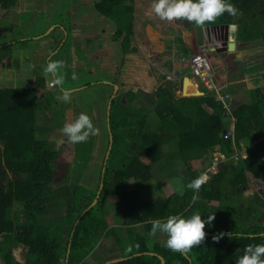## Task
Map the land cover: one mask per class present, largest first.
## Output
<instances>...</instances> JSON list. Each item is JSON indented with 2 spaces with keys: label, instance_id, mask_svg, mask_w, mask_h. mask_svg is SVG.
I'll return each instance as SVG.
<instances>
[{
  "label": "trees",
  "instance_id": "16d2710c",
  "mask_svg": "<svg viewBox=\"0 0 264 264\" xmlns=\"http://www.w3.org/2000/svg\"><path fill=\"white\" fill-rule=\"evenodd\" d=\"M16 2L0 0V6L8 10ZM229 2L237 14L225 12L213 23L237 24L239 44L263 49L264 0ZM95 9L115 24L116 39L124 37L123 49L134 50L128 40L134 32V11L128 0H96ZM60 28L66 39L57 32L55 49L61 44L63 50L72 30L69 25ZM21 37L0 40V66L11 65L12 50L22 44ZM13 40L17 42H9ZM59 50L50 61H60L63 52ZM245 67L255 85L248 100L235 101L234 88L224 82L222 73L215 74L218 83H226L229 106L216 90L178 95L180 86L176 89L172 84H160L153 91L120 90L127 102L120 91L112 100L113 145L101 193L77 223L97 195L104 162L98 177L90 178L89 148L77 143L75 179L56 185V163L48 142L53 139L51 130L66 123V117H60L64 112L52 106L65 85L49 88L46 77L39 74L36 86L0 88V264H66L69 247L68 264H162L160 255L166 264H236L247 245L264 243V61H246ZM60 71L73 82L70 65ZM75 82L71 86L90 83L78 76ZM101 85L110 86L105 104H100L108 131L104 161L110 143L107 109L114 84ZM39 88L46 89L44 98ZM230 127L234 134L226 136ZM215 154L225 158L216 172L209 169ZM161 157L172 159V164H160L161 178L153 182L154 166ZM181 163L182 171L168 169ZM165 170L180 179L182 192L166 195ZM206 170L209 179L201 189H188L187 184ZM249 175L262 179L263 188L247 195ZM132 181L137 186L132 187ZM112 194L120 199L111 200ZM194 196L198 199L193 200ZM196 212L205 220L215 213V220L206 225V239L188 252L170 250L163 232L151 234L157 219L190 217ZM114 215L122 217L123 224L113 223ZM220 233H224L222 238L214 241L213 236ZM17 247L24 252L21 260L14 253Z\"/></svg>",
  "mask_w": 264,
  "mask_h": 264
},
{
  "label": "rangeland",
  "instance_id": "374dc122",
  "mask_svg": "<svg viewBox=\"0 0 264 264\" xmlns=\"http://www.w3.org/2000/svg\"><path fill=\"white\" fill-rule=\"evenodd\" d=\"M95 1L96 0H17L16 4L8 10L3 9L0 6V40L2 41L11 40V38L14 39L16 38V36H19V37L25 36V37L41 39V37L43 36L39 37V35H41V33L44 32L42 33L43 35H47V37H50L48 39L45 38L46 40L45 44H43V46L42 44H34V45L30 44L32 48L30 47L28 49L27 47H25V51L28 50L27 53L30 55V60H32V63H31L32 65L31 66L29 65L28 67L37 68L38 66L40 67L41 64H44L42 68H45L47 66L46 63L50 61L47 58L49 55V52L56 50L55 49V45H56L55 44V34L57 32H60L59 38L63 37V40H65L66 36L61 33L62 30L60 27H63L64 25L65 26L69 25L72 30V33H70L71 41L69 42V44H65V46L63 47V50L60 49V47H62L61 44L59 48L56 50L58 51L60 49L59 50L61 51L60 53L63 52V55L60 58V61L64 62L65 67L67 65H70L72 67V71L75 72L76 75L80 79L81 78L85 79L87 80V82L88 81L90 82L93 79L96 80V79L102 78L104 76L103 71L105 69L107 71L109 70V67L112 65L111 63L112 61H114V58L117 57L119 53H121L122 50L124 49L122 48V45H121L120 50L119 49L116 50V47L111 48L110 55H108L109 57L107 56V54L106 55L104 54L105 46L107 45L111 46L112 43L118 44L115 42H119V41H115L116 40L115 24L111 20H109L106 16L101 15L96 11ZM128 3L130 5V8H133L134 24H135V31L133 32V34H131V36L128 39L129 45L141 44V47L143 48V51L145 52L146 63L145 64L141 63L140 66L138 64L139 67H142L143 69L145 67L146 69H149V67L155 68V65H153V63H150L151 61L149 59V56H150L151 51L152 52L156 51V49L154 48L155 44H157L161 40L164 41V39L160 38L159 36L160 35H170L173 37L171 39L172 41L173 40L177 41L176 39L178 37L177 35L181 32L184 33V31H182L181 29L184 26L185 27L189 26L192 32L196 28L195 29L196 32L194 34L186 33L190 37L188 39V42L193 47V54H197L201 52L208 53L209 49L213 47L209 43L208 44L210 46L209 45L206 46L204 42L201 43L198 41V32H197L198 27L193 26L190 22L186 20H182V19L174 20L172 22L161 20L154 12L151 11V5L153 3V0H128ZM49 24L50 26H48ZM216 24H222V23H216ZM210 25L212 24L210 23L205 24V27L209 28ZM100 28L102 30L104 28V33L98 32ZM236 28L238 27L236 26L234 30H236ZM3 29L6 33L3 31ZM223 29L225 30L226 28L225 27L221 29L219 28V30H223ZM47 30H50V31L47 32ZM96 33H97V40L100 41V43L102 41L101 38H105L108 43V39L105 35L110 36L111 44H105L106 41L105 42L103 41L104 44L94 43L93 46L90 47V44L86 43L87 41L86 39L88 38V35L94 36L93 34H96ZM186 34H184L182 38L185 41L187 39V37L185 36ZM4 36H6L7 38ZM123 38L124 37H122L121 39H117V40H120L121 43L124 44L122 41ZM20 39H22V37ZM203 39H205L204 31L202 34V40ZM16 40L9 41V42H17ZM49 40L51 44L48 45ZM164 44H166V42ZM170 44H172V42H170ZM88 45H89V48L94 49L92 52L94 56L93 57L89 56V58L87 59L84 57V53L86 54L85 49ZM103 46H104V50L101 49V47ZM258 46H262V45H258ZM174 50L176 51V46H174L172 48V51L169 53L170 54L175 53ZM209 52L213 53L214 50L212 51L210 50ZM228 52L225 54V56H223V58L226 60L227 65H228V70H229L228 73L231 75L233 72L238 73L239 70L241 72L242 71L241 68L243 67L239 61L237 62V60H240L242 58V55L244 56V53L240 55L239 54L233 55L231 51H228ZM245 52H246L245 59H244L245 62L246 61H249V62L257 61L258 62L260 60L264 61L263 59L264 48L262 49L259 47L249 45L246 48ZM102 54H104L106 57L105 56L102 57ZM154 54L155 53H153V55ZM26 58L29 59L28 57ZM217 58L223 59L221 58V54L218 55ZM137 60L138 62H141L139 58H137ZM164 60L168 61V60H171V58L164 59ZM116 61H118V59H116ZM133 62L134 61L132 59L130 60L128 57L126 58V61H125L126 64L124 63L123 66H121L122 69H126L125 74L129 72V69H132V68L133 70L136 69L134 67ZM221 62L222 61H219V59L213 62L214 71L216 70L218 72L217 75L221 71V70L220 71L218 70L221 67L220 66L222 64ZM190 63H191V59L189 60V64ZM165 66L168 67V64L161 65L159 68H164ZM4 67H7V66H4ZM155 70L159 73L162 72L161 70L160 72L158 68H155ZM59 74L63 76L60 70H59ZM63 78H64L63 84L65 85L64 86L65 88L66 87L70 88V86L73 85V83H76L75 80H73L72 82V80L65 79V76H63ZM167 78L168 77H166V80L155 79L152 85L148 84L151 87L145 86L143 82L141 83L142 85L141 88L134 82H127V86L124 89L128 90L132 86H136V88L141 89L142 91H144V87L147 88V90L149 91H153V90L158 89L160 84H165L166 86L169 84H172L176 87V89L180 86V82H176L175 84H173L171 82V79L169 78L167 79ZM193 78H194V82L196 83L197 87L200 88L199 87L200 83L198 82L199 80L195 78L194 76ZM50 79L51 78L49 75L48 80ZM110 79L112 80L113 78L110 77ZM101 83L100 84H98L97 82L93 83L92 84L93 86L89 84L92 89H89L88 85H86L85 88L89 90H86V93L81 94L82 96L83 95L86 96L85 103L79 100L80 94L79 95L72 94V98L69 103H64L62 101H59L60 107L64 106L65 108H67V113L60 114V117L62 116L66 117V123L74 121L81 112L87 113L88 111V115L92 118L94 126L96 125V128L99 130L98 134L90 136L87 142L78 143V145L81 148H84V147L89 148V151H90L89 154L91 156L89 160V165L91 168V170L89 171L90 178L98 177L99 166L100 164H102V162H104L102 157L104 155V149H105L106 141L108 138V131L104 125V120L102 117L104 114V111L102 112L103 109H100V104H103V105L105 104L104 100L108 98L107 93L109 94L110 86L108 85L103 86L101 85ZM107 83L110 85L109 82ZM49 88L55 89L56 86L54 87L50 86ZM119 91L120 90L118 89L117 93H119ZM192 91L196 92V90H192ZM121 94H123V100L127 102V98L125 94L122 92ZM177 94L180 95V93H177ZM40 97L44 98V96L43 95L41 96V94H40ZM226 105L227 106L230 105L228 101L226 102ZM62 128L63 127L53 128L51 132L49 133L50 135L53 136V139L52 141H50L51 143L48 142L52 146L51 149L53 148L52 161L56 163V165L53 167L55 170V182H56V185H59V186L69 183L75 179V171H76V163H77L76 153L78 151L77 143L69 142L68 137L63 135L61 131ZM45 138L48 140V137H45ZM49 144L45 145L44 149ZM244 155H246V153H244ZM218 157L219 156L217 155V158ZM223 157L221 156L218 159L216 158L213 164L211 165L213 167H209V168H211L212 171H215V170L218 171L217 169L219 167L221 168V164L223 163L221 162V160L222 161L225 160V158ZM234 159H235V156H234ZM171 160L172 159L167 158V157L160 158V160L154 166L156 170L155 171L156 177L154 178L153 182L157 181L155 179H158L159 177L161 178V171L159 169L157 170V168L160 167V164H163L164 162L165 163L168 162L172 164ZM182 168H184L183 163H181V165L178 164L175 167L171 166L168 169L178 172L176 169H179L180 171H182ZM167 170L162 172V175H164L165 179L167 180L163 184V188H164L166 195L167 196L170 195L175 190H181L180 192H182L183 186L180 183V179L179 178L175 179L176 174L172 176L167 175ZM204 173H207V170ZM207 175L209 176V173H207ZM77 180H81V179H77ZM249 180H250L249 185L245 187L246 192L247 190H249L251 194L256 189L263 188L262 179L250 176ZM131 186L135 187L137 186V184L134 181H132ZM109 198L111 200L117 201L120 199V196L116 194H112L109 196ZM213 203L217 204V202H213ZM53 206L57 208L59 207L58 205H53ZM112 221L113 223L123 224V218L117 215H114L112 217ZM14 253L16 257L19 258L20 260L24 258V252L21 247H17L14 250ZM109 255H112V253L110 252Z\"/></svg>",
  "mask_w": 264,
  "mask_h": 264
},
{
  "label": "crops",
  "instance_id": "0c3cea01",
  "mask_svg": "<svg viewBox=\"0 0 264 264\" xmlns=\"http://www.w3.org/2000/svg\"><path fill=\"white\" fill-rule=\"evenodd\" d=\"M104 17V16H102ZM212 25H216L214 23H210ZM231 23L229 25V29H223L224 34H223V39H221L220 42H216L214 39L211 38H207L205 37V39H200L199 37V31L198 32V41L201 43H205V45H209L211 44L213 47L209 49V51L214 50L213 53L209 52L208 53L211 55L213 62L217 61V59H219V61H222L221 63V67L220 69H218L220 71V73H222V75H224V82H226L228 85H231V88H234V94L232 95V97L235 99V101H240V100H248L251 97V88L254 85L253 81H252V75H250L245 67V50L246 48L251 45V44H239L238 43V37H237V28L236 30H234V27H232ZM198 27L197 25H193ZM205 26V25H203ZM237 26V24H236ZM103 27V26H102ZM232 27V28H231ZM238 27V26H237ZM205 28V27H203ZM183 32L179 33L177 36V41H172L171 39L173 38L170 35H160L159 37L164 39V41L166 42V44H164V41H160L157 44H155L154 48L156 49V51L154 52H150V63H153V65H155V68H158L159 72H157L155 70L154 67H149V69H146V67L143 69L142 67H139L141 65V63L145 64L146 60H145V52L143 51V48L141 47V44L138 45H133L131 44V48L134 47L135 49L133 50H129V51H125L122 50L121 53H119V55L117 57L114 58V61H112V65L109 67V70L107 71L106 69L103 71L104 76L100 79H96V80H92L90 81L91 83H83L80 85H75L72 86L71 88H65V89H70L71 93L76 95V94H80L79 95V100L83 103H85V95H81L83 93H86V90L92 89L90 87V85H92L93 83H107L109 82L110 84H114L115 82L119 84V90H122L123 92H125L127 89H124L127 86V82H134L135 84H137L138 86H140V88L142 87L141 83L143 82V84L145 86H150L148 84H153L155 79H161V80H166V77H168L169 79H171V82L173 84H175L176 82H180V88L177 89V93H180L182 95V90H183V82H184V78L186 75H189V77L192 79V84H191V90H197L198 87L196 85V83L194 82V78L193 75L191 73V69H190V64H189V59L190 56L193 54V47L190 45V43L188 42V39L190 38L188 34L190 33H195V29L192 30L189 28V26H184L181 28ZM221 29V28H220ZM134 31H135V24H134ZM98 32L100 33H104V28L103 30L100 28L98 30ZM235 32V33H234ZM188 33V34H186ZM184 34H186L185 36L187 37L186 41L183 38ZM197 34V33H196ZM203 34V31H202ZM94 36L88 35V38L86 39V43L90 44V47L93 46L94 43H99V44H104L103 41L105 42L106 39L105 38H101V43L100 41L97 40V33L93 34ZM40 36L41 39L39 38H31V37H24L22 38V44L19 45V47H14L12 50V60H11V66H0V88H6V87H21V86H36V81H37V77L39 74L44 75V69L42 68V66L44 64H41L40 67L38 66L37 68H33V67H28L29 65L31 66L32 64V60H30V55L27 53L28 50L25 51V47H27L28 49L31 47L30 44L34 45V44H45V38L48 39L50 37H47V35H43L41 33ZM108 39V43L106 41L105 44H111L110 41V36L105 35ZM202 38V37H201ZM230 40H235V48L233 50H227L226 46L228 44V42ZM115 41H119V42H115L118 44H114L112 43L111 46H105V55L107 54L110 55V49L111 48H115L116 50L121 48V41L120 40H115ZM182 41V42H181ZM170 42H172V44H170ZM209 43V44H208ZM51 44L50 40L48 41V45ZM215 44H220L218 46H216ZM29 45V46H28ZM176 46V51L175 53H169L172 51V48ZM188 46L190 47V50L188 51ZM210 46V45H209ZM187 47V48H186ZM32 48V47H31ZM89 45L86 47V54L84 53V57L85 58H89L93 57V50L92 48H89ZM123 48V45H122ZM219 48V49H217ZM58 49V48H57ZM56 49V50H57ZM102 50H104V46L101 47ZM52 51L49 52L48 55V60L51 59V57L57 52V51ZM88 50V52H87ZM228 51H231L232 54H243L242 58L240 60H237V62L239 61L240 64L242 65L243 68H241L242 71L244 72H240V70L237 72H233L231 75L228 73V65L226 60L223 58V56H225V54ZM230 52V54H231ZM152 53V54H151ZM153 53H155L153 55ZM229 53V52H228ZM40 54V53H39ZM102 54V57H104L105 55ZM221 54V58H217L218 55ZM45 55V54H44ZM26 57H28L29 59H27ZM106 57V56H105ZM109 57V56H108ZM129 58L130 60L132 59L134 62V67L136 68L135 70L129 69V72L127 74L126 73V69H122L121 66H123V64L126 61V58ZM139 58V60L141 62H138L137 58ZM171 58V60L165 61L164 59H168ZM93 59V58H91ZM116 59H118V61H116ZM46 62V60H45ZM127 63V62H126ZM125 63V64H126ZM88 64V63H87ZM139 64V66H138ZM168 64V67H164V68H159L161 65H165ZM220 64V63H219ZM21 65V66H20ZM27 66V67H26ZM18 67V68H16ZM25 67V68H24ZM24 68V69H23ZM41 68V69H40ZM25 70V71H23ZM107 71V72H105ZM138 71V72H136ZM216 71V70H215ZM224 71V72H223ZM263 72V71H261ZM218 72L216 71L215 74H217ZM219 73V74H220ZM45 76V75H44ZM128 76V77H127ZM248 76V77H246ZM46 77V76H45ZM110 77H112L113 79L111 80ZM50 80H48V76L46 77V82H47V86L50 87V81L54 78L50 75ZM167 78V79H168ZM108 80V81H107ZM112 81V82H111ZM235 83V84H234ZM90 84V85H89ZM86 85H88V88H85ZM93 86V85H92ZM151 87V86H150ZM115 88V86H114ZM131 88H133V90H138V88H136V86H132ZM143 89V88H142ZM39 96L41 94V96L46 92L45 88H39ZM64 90V89H63ZM147 88L144 87V91H146ZM149 91V90H147ZM63 93V91H62ZM62 93H60L58 96L62 95ZM232 94V93H231ZM57 96V97H58ZM59 101L57 98L55 100V102L52 104V106L56 107L57 109L62 110L61 112L67 113V108L60 107L59 105ZM82 103V105H83ZM85 106V104H84ZM88 107V106H87ZM69 112V111H68ZM88 114V111H87ZM233 124V123H231ZM216 155V154H215ZM251 175V174H250ZM251 177H255V176H251ZM257 178V177H256ZM183 190V189H182ZM257 190V189H256ZM181 191V190H178ZM245 194L250 195L249 190H245ZM213 202H217V200H214ZM215 204V203H214Z\"/></svg>",
  "mask_w": 264,
  "mask_h": 264
},
{
  "label": "clouds",
  "instance_id": "9594fccd",
  "mask_svg": "<svg viewBox=\"0 0 264 264\" xmlns=\"http://www.w3.org/2000/svg\"><path fill=\"white\" fill-rule=\"evenodd\" d=\"M151 11L161 20L172 22L182 19L198 26L213 23L225 12L233 16L237 14V8L229 0H153ZM204 29L205 37L219 30H209L208 27ZM214 40L217 41V39ZM63 67V61H49L44 69V75L54 77L50 81V86L63 85L64 78L59 74V70ZM72 79H77L75 72L72 74ZM71 98L70 89H64L62 95L57 97L58 100L64 103H69ZM61 131L63 135L68 137L69 142L85 143L90 136L97 135L99 130L94 126L92 118L87 113L81 112L74 121L65 123ZM208 179L207 173H201L199 177L187 184V188L199 191ZM196 199L198 197L194 196L193 200ZM214 220L215 213L209 215L207 220L203 219L199 212L190 217L171 215L166 221L159 219L153 221L151 234L155 235L158 231L163 232L167 234L166 246L170 250L173 252H188L206 239V225H211ZM223 235L224 233H220L213 236V240L218 242ZM236 264H264V243L247 245L244 254L236 260Z\"/></svg>",
  "mask_w": 264,
  "mask_h": 264
},
{
  "label": "built area",
  "instance_id": "2783aa9c",
  "mask_svg": "<svg viewBox=\"0 0 264 264\" xmlns=\"http://www.w3.org/2000/svg\"><path fill=\"white\" fill-rule=\"evenodd\" d=\"M210 37L211 36H209L208 34L207 38H210ZM220 41L221 40H217L216 42H220ZM215 45L218 46L220 44H215ZM191 56H190L191 73L195 78L199 80L198 81L200 83L199 87L203 88V89L201 88V90H203L204 92L207 90H216L217 97L226 102V100L231 95L225 88L226 83L224 82L218 83L216 76H215V71H214L213 62H212L213 60H212L211 55L209 53L201 52L197 54H192ZM233 132H234V128L230 127L225 131V135L226 136L233 135L234 134ZM218 156L223 157L224 155H218ZM216 158H217V155L215 159Z\"/></svg>",
  "mask_w": 264,
  "mask_h": 264
},
{
  "label": "water",
  "instance_id": "95a60500",
  "mask_svg": "<svg viewBox=\"0 0 264 264\" xmlns=\"http://www.w3.org/2000/svg\"><path fill=\"white\" fill-rule=\"evenodd\" d=\"M226 28V29H229V24H216V25H212L209 27V30H213V29H219V28ZM232 27H236V24L233 23L232 24ZM205 29L203 28V26H198V31H199V37L200 39H202V31H204ZM50 30H47V32H49ZM205 35V34H204ZM235 40H230L226 46L227 50H233L235 48ZM219 49V48H217ZM190 77L189 75H186L185 78H184V82H183V90H182V95H195V94H204V91L201 90V89H197L196 92L195 91H188V85H189V82H190ZM114 92L112 93V96L110 97L109 99V102H108V109H107V121H108V126H109V129H110V143H109V146H108V149H107V152H106V156H105V160H104V164H103V168H102V177H101V184H100V188L98 189V192H97V195L96 197L94 198V200L83 210V212L80 214V216L77 218V221L76 223L80 220L81 216L83 215L84 212H86L87 210H89L94 204H96V202L98 201L99 199V196H100V193H101V188L103 186V183H104V176H105V170H106V165H107V160L109 158V155H110V152H111V149H112V145H113V134L111 132V128H110V118H111V106H112V100L114 98V96L116 95L117 93V90L119 88V84L118 83H114ZM147 252H150V253H154V251H147ZM69 253H70V247L68 249V253H67V260H66V264H68V257H69ZM139 253H142V252H139ZM161 259H162V264H166L165 262V258L160 255ZM119 258H116V259H113V260H117Z\"/></svg>",
  "mask_w": 264,
  "mask_h": 264
},
{
  "label": "flooded vegetation",
  "instance_id": "af4514ba",
  "mask_svg": "<svg viewBox=\"0 0 264 264\" xmlns=\"http://www.w3.org/2000/svg\"><path fill=\"white\" fill-rule=\"evenodd\" d=\"M210 36L211 39L212 38L217 40L223 39V30L214 31V33H211Z\"/></svg>",
  "mask_w": 264,
  "mask_h": 264
},
{
  "label": "bare ground",
  "instance_id": "6f19581e",
  "mask_svg": "<svg viewBox=\"0 0 264 264\" xmlns=\"http://www.w3.org/2000/svg\"><path fill=\"white\" fill-rule=\"evenodd\" d=\"M191 84H192V79H190L189 85H188V87H187V88H188V91H192V90H191V88H192V87H191Z\"/></svg>",
  "mask_w": 264,
  "mask_h": 264
}]
</instances>
